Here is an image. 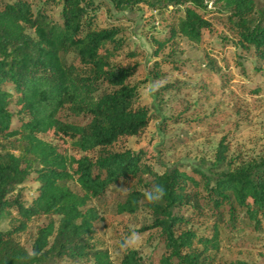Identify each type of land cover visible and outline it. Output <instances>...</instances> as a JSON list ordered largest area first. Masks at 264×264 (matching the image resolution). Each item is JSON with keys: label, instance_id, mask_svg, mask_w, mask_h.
I'll use <instances>...</instances> for the list:
<instances>
[{"label": "trees", "instance_id": "obj_1", "mask_svg": "<svg viewBox=\"0 0 264 264\" xmlns=\"http://www.w3.org/2000/svg\"><path fill=\"white\" fill-rule=\"evenodd\" d=\"M109 2L119 13L144 6L166 16L167 37L152 39L156 55L177 37L201 42L211 32L209 18L220 14L235 55L254 58L255 69H263L264 8L255 0ZM103 6L99 0H0V264H115L99 246L94 224L100 217L92 203L102 204L117 186L127 192L115 214L144 211L150 223L141 233L153 232V249L161 247L158 256L125 249L118 264H217L222 244L232 242L240 226L262 229L264 155L230 157L222 139L206 169L187 173L154 170L145 151H118L153 115L131 82L138 65L112 63L125 45L115 19H101ZM135 57L130 51L125 59ZM49 132L83 156L60 151L43 138ZM28 182L37 189L26 203ZM154 184L166 191L150 203L144 192ZM42 217L47 223L24 247L19 236Z\"/></svg>", "mask_w": 264, "mask_h": 264}, {"label": "rangeland", "instance_id": "obj_2", "mask_svg": "<svg viewBox=\"0 0 264 264\" xmlns=\"http://www.w3.org/2000/svg\"><path fill=\"white\" fill-rule=\"evenodd\" d=\"M99 1L104 4L101 19L105 23L115 19L125 45L112 63L138 65L131 82L139 87L141 106L153 115L149 127L141 135L122 141L117 146L118 151H145L146 161L154 170L179 167L187 173L193 168L206 169L213 162L222 139L228 145L230 157L251 159L264 155V65L257 71L258 63L254 58L235 55L232 34L219 20L220 14L209 18L211 32L204 33L201 42L192 43L177 37L156 55L152 39L167 37L166 16L157 15L144 6L119 13L111 9L109 0ZM255 3L258 8H264V0H255ZM130 51L136 57L126 60ZM158 61L166 63L154 70ZM164 87L167 90L160 91ZM255 89H259V93H253ZM43 138L68 156H83L71 148L69 141L52 132ZM36 189L34 182L23 186L26 203L35 197ZM126 192L124 186H117L102 204L92 203L100 217L94 224L99 246L108 250L115 264L125 249L141 250L147 256L153 251L156 256L161 253V247L153 249L154 233H141L142 227L150 223L144 211L135 217L115 214V204L124 200ZM47 221L43 217L31 220L27 232L19 236L20 243L29 247L37 230ZM124 241L126 244L122 245ZM241 262L264 264V222L258 231L240 226L233 234V241L222 244L217 264Z\"/></svg>", "mask_w": 264, "mask_h": 264}, {"label": "clouds", "instance_id": "obj_3", "mask_svg": "<svg viewBox=\"0 0 264 264\" xmlns=\"http://www.w3.org/2000/svg\"><path fill=\"white\" fill-rule=\"evenodd\" d=\"M165 188L161 184H154L144 192V198L150 203L160 201L165 195Z\"/></svg>", "mask_w": 264, "mask_h": 264}]
</instances>
